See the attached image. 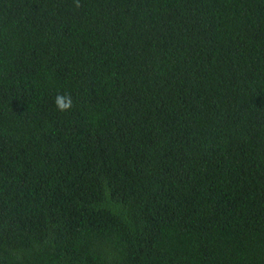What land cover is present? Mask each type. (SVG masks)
<instances>
[{
  "label": "trees",
  "instance_id": "obj_1",
  "mask_svg": "<svg viewBox=\"0 0 264 264\" xmlns=\"http://www.w3.org/2000/svg\"><path fill=\"white\" fill-rule=\"evenodd\" d=\"M0 264H264V0H0Z\"/></svg>",
  "mask_w": 264,
  "mask_h": 264
},
{
  "label": "clouds",
  "instance_id": "obj_2",
  "mask_svg": "<svg viewBox=\"0 0 264 264\" xmlns=\"http://www.w3.org/2000/svg\"><path fill=\"white\" fill-rule=\"evenodd\" d=\"M53 103L56 110L60 112L69 111L73 107L72 96L70 93L67 92L64 93L58 92L54 97Z\"/></svg>",
  "mask_w": 264,
  "mask_h": 264
}]
</instances>
